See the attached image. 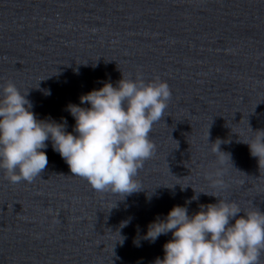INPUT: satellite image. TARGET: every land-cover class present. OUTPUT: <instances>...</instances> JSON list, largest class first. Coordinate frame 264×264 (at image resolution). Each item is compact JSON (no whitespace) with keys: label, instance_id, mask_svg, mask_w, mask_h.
<instances>
[{"label":"water","instance_id":"water-1","mask_svg":"<svg viewBox=\"0 0 264 264\" xmlns=\"http://www.w3.org/2000/svg\"><path fill=\"white\" fill-rule=\"evenodd\" d=\"M122 74L172 93L141 190H94L47 141L31 183L0 170V264H154L172 233L144 236L174 206L264 212V168L242 142L264 130V0H0V93L13 82L38 120L76 135L68 106L90 107L80 97Z\"/></svg>","mask_w":264,"mask_h":264},{"label":"clouds","instance_id":"clouds-1","mask_svg":"<svg viewBox=\"0 0 264 264\" xmlns=\"http://www.w3.org/2000/svg\"><path fill=\"white\" fill-rule=\"evenodd\" d=\"M27 95L11 81L0 93V170L6 179L16 184L40 177L48 165L43 149L51 140L71 173L85 178L94 190L124 196L141 190L135 177L156 151L149 134L165 117L172 96L166 82L158 77L148 82L141 77L126 79L122 74L116 87L104 83L81 96L80 103L90 107L67 108L75 119L76 135L65 130L66 121L38 120ZM251 131L254 137L242 142L257 158L259 168H264V130ZM221 143L211 144L213 151L220 164L232 165L230 154L220 150ZM214 186L223 187V181L217 179ZM254 209L236 218L242 212L239 205L220 198L217 203L200 205L191 216L187 207L174 206L164 219L150 223L144 236L155 242L172 233L163 245V259L157 258L154 264H261L264 212Z\"/></svg>","mask_w":264,"mask_h":264}]
</instances>
